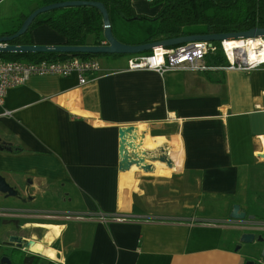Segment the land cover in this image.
Returning <instances> with one entry per match:
<instances>
[{
    "label": "crops",
    "instance_id": "0c3cea01",
    "mask_svg": "<svg viewBox=\"0 0 264 264\" xmlns=\"http://www.w3.org/2000/svg\"><path fill=\"white\" fill-rule=\"evenodd\" d=\"M28 1L24 14L36 7ZM131 4L139 15L159 10ZM30 37L65 44L47 25ZM130 58L106 56L84 86L76 75L34 76L6 92L0 175L24 201L4 200L0 242L17 227L44 264H264L260 245L239 241L264 235V65L160 75L127 70ZM126 127L150 171L119 170ZM160 148L170 165L149 159ZM235 205L244 220L230 217Z\"/></svg>",
    "mask_w": 264,
    "mask_h": 264
},
{
    "label": "trees",
    "instance_id": "16d2710c",
    "mask_svg": "<svg viewBox=\"0 0 264 264\" xmlns=\"http://www.w3.org/2000/svg\"><path fill=\"white\" fill-rule=\"evenodd\" d=\"M67 1L102 3L108 13L114 38L125 45H141L185 36L241 33L253 28L264 29V0H231L226 3L219 0H152L150 5L159 7L156 15L152 17L136 14L131 0H34L33 2L36 4V9ZM29 14L21 12L20 22L16 29L3 33L1 36L13 35ZM126 22H137L138 25L131 28L125 25ZM40 25H47L61 34L65 38L64 45L67 46L100 45L104 41L102 15L93 7L79 6L61 8L38 15L23 35L8 44L34 45L30 33L32 29ZM119 29L122 34H119ZM125 31L129 32L128 36ZM136 34H140L139 40H135ZM131 36H134V39L128 38ZM89 37L93 38L91 42H89ZM210 44L214 50L209 52L205 58L207 65L213 67L227 65L220 43ZM150 53L144 52L127 55V57H138ZM98 56L101 55L0 53V59L3 61L23 62L56 61L70 57L90 59L98 58ZM21 151L18 150V152ZM18 264L44 263L39 257L31 256L21 258Z\"/></svg>",
    "mask_w": 264,
    "mask_h": 264
},
{
    "label": "water",
    "instance_id": "95a60500",
    "mask_svg": "<svg viewBox=\"0 0 264 264\" xmlns=\"http://www.w3.org/2000/svg\"><path fill=\"white\" fill-rule=\"evenodd\" d=\"M151 2L152 0H146ZM79 6H89L97 9L102 15L103 20V38L105 44L100 45H86L72 47L67 45H32V46H21V45H10L8 44L12 40L23 35L33 20L40 14L66 8V7H79ZM262 39L264 40V29L253 28L246 32L232 33V34H210V35H195V36H185L179 38H173L169 40H161L156 42H151L141 45H125L118 42L111 31V24L108 17V13L102 3L99 2H87V1H67L61 3H54L46 6H42L33 10L28 17L21 24L20 28L11 36H0V53H25V54H46V53H63V54H90V55H136L142 54L144 52H152L156 48H171L179 46L189 42L203 41L207 43L217 42L221 43L228 40H246V39ZM135 128L126 127L119 130V170H128L131 166L135 165L141 168L143 171H150L152 168L145 164V157L148 153H141L137 155L134 152L135 146L132 143L135 138ZM9 146L6 142L0 139V148ZM152 162H161L170 165L171 162L168 158V153H166L164 148H160L158 152H154L150 158ZM0 194L5 195V198L13 197L18 200H22L20 191L16 188L10 186L6 180L0 175ZM24 201V200H22ZM232 219L244 220L245 214L239 211V206L235 205L232 208V213L230 215ZM241 244L253 245L258 244L261 246V251L259 256L264 263V235H255L254 233H244L239 239ZM7 246L12 247L16 250L27 253V257L36 256L39 257L40 250H36L34 247L36 243L33 240H26L18 234H12L8 237ZM0 264H12L11 261L4 257L0 259ZM246 264H261L254 261H248Z\"/></svg>",
    "mask_w": 264,
    "mask_h": 264
},
{
    "label": "built area",
    "instance_id": "2783aa9c",
    "mask_svg": "<svg viewBox=\"0 0 264 264\" xmlns=\"http://www.w3.org/2000/svg\"><path fill=\"white\" fill-rule=\"evenodd\" d=\"M105 44V43H103ZM227 66L221 69L227 71H250L264 65V59L250 60L248 56L238 59L235 54H229L223 42L220 43ZM214 48L210 43L195 41L171 48H156L150 54L131 57L127 61V70H147L163 75L173 71H207L209 68L204 62L209 52ZM100 71V62L95 58L80 59L70 57L64 60H42L35 62L3 61L0 59V105L3 104L6 92L11 88L22 86L30 77L34 76H61L76 75L80 86L87 85L96 79ZM12 112L4 111L3 116H11ZM264 154L263 152L260 153ZM83 218V217H80ZM101 221H122L115 216H98ZM263 228V226H260Z\"/></svg>",
    "mask_w": 264,
    "mask_h": 264
},
{
    "label": "rangeland",
    "instance_id": "374dc122",
    "mask_svg": "<svg viewBox=\"0 0 264 264\" xmlns=\"http://www.w3.org/2000/svg\"><path fill=\"white\" fill-rule=\"evenodd\" d=\"M220 1V0H219ZM34 4H31L28 0H5L1 5H0V36L3 33L11 32L16 29L17 24L20 22V16L21 12L27 13L29 11V6ZM20 11V13H19ZM137 22H126V26L134 28L138 24ZM132 24V25H131ZM123 29H121L122 31ZM126 35H129V32L125 31ZM119 34H122L119 29ZM140 34H136L135 40H139ZM128 38H133L134 36L128 37ZM93 38H89V41H91ZM106 56H98V61L101 63L105 62ZM11 201H1L0 200V208H6L9 205H11ZM6 220V219H4ZM17 228V227H16ZM12 230L15 231L13 234H18L20 235L19 231L17 232V229ZM21 257H19V260Z\"/></svg>",
    "mask_w": 264,
    "mask_h": 264
},
{
    "label": "bare ground",
    "instance_id": "6f19581e",
    "mask_svg": "<svg viewBox=\"0 0 264 264\" xmlns=\"http://www.w3.org/2000/svg\"><path fill=\"white\" fill-rule=\"evenodd\" d=\"M223 46L229 54H235L238 59L246 56H248L250 60H255L258 58L264 59V40L259 38L228 40L223 42ZM34 249L37 250L38 247L35 246Z\"/></svg>",
    "mask_w": 264,
    "mask_h": 264
},
{
    "label": "flooded vegetation",
    "instance_id": "af4514ba",
    "mask_svg": "<svg viewBox=\"0 0 264 264\" xmlns=\"http://www.w3.org/2000/svg\"><path fill=\"white\" fill-rule=\"evenodd\" d=\"M20 193H21V191H20ZM5 199H6L5 195L0 194V200L3 201ZM7 240H8V237L5 238V240H2L0 242V259L6 257L11 261L12 264H18L19 257H21L22 259H24L25 257L27 258L25 253H22L19 250H16L12 247L7 246L5 244V243H7Z\"/></svg>",
    "mask_w": 264,
    "mask_h": 264
}]
</instances>
